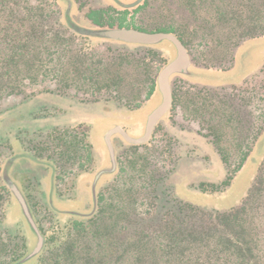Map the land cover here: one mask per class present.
Wrapping results in <instances>:
<instances>
[{
	"label": "rangeland",
	"instance_id": "rangeland-1",
	"mask_svg": "<svg viewBox=\"0 0 264 264\" xmlns=\"http://www.w3.org/2000/svg\"><path fill=\"white\" fill-rule=\"evenodd\" d=\"M137 1L0 0V93L13 82L22 93L0 95V233L24 241L19 261L37 246L5 174L22 191L42 235L46 233L42 256L25 264H47L45 256L70 233H108L114 227L109 217L121 211L120 217L152 211L150 224L134 218L126 235L156 226L157 217L166 211L161 205L168 189L184 203L230 211L241 206L264 164V37L232 50L224 38L243 27L258 26L259 21L232 22L245 12L242 0H143L126 8ZM71 25L96 31L170 33L181 38L190 59L189 74L170 79L172 107L149 142L131 145L113 136L117 169L99 180L95 211L94 179L112 167L105 134L119 126L132 138L144 135L149 115L162 103L158 77L177 51L167 41L157 46L126 44L82 35ZM42 30L47 36L41 35ZM21 59L31 66H23ZM61 65L66 78L58 86L53 71ZM39 66L36 84L27 78L20 84L23 75ZM154 84L155 94L145 100ZM44 88L49 93H40ZM208 145L228 158L231 174L242 156H249L223 193L204 194L193 188L225 177L219 160L210 168L202 162L208 158L200 147ZM19 155L8 169L10 159ZM168 169L171 173L163 181ZM155 187L157 193L151 194ZM129 261L126 256L119 264Z\"/></svg>",
	"mask_w": 264,
	"mask_h": 264
},
{
	"label": "trees",
	"instance_id": "trees-1",
	"mask_svg": "<svg viewBox=\"0 0 264 264\" xmlns=\"http://www.w3.org/2000/svg\"><path fill=\"white\" fill-rule=\"evenodd\" d=\"M241 6L245 8L243 16L235 17V20L239 21L232 22L240 23L254 19L259 21L260 25L247 28L241 26L243 28L239 29L240 32L238 30L233 34H226L224 38L230 42V50L238 48L248 40L264 37V0H242ZM41 35L45 37L47 32L42 30ZM178 39L182 42L181 38ZM24 47L25 43L21 45L22 49ZM154 54L155 57L161 58L159 54ZM21 60L23 66L30 65L24 59ZM163 61L162 58L160 63ZM41 69L39 66L37 70L30 71L29 75H23L20 84L26 78L29 84H36ZM53 78L57 85L61 86L66 78L62 65L53 71ZM15 84L13 82V86L9 85L0 95L15 93L20 96L22 93H19ZM155 86L156 84L151 85L145 100L155 94ZM45 92L49 93V89L44 88L40 93ZM34 95L30 94V96ZM234 110L238 114L235 107ZM246 148L250 149L248 146ZM219 155L226 167L228 158L221 153ZM248 157L247 154L242 156L234 173L227 171L228 177L220 186L212 183L198 187V190L205 194L225 192ZM163 173L164 181L169 177L171 170H165ZM255 178L241 206L238 205L227 212L209 211L184 203L177 198L174 191L168 189L167 193L163 194L167 201L164 198L161 205V209L166 211L157 217L156 226L140 229L135 236H132L134 233L131 236L126 235L127 233L124 232L133 225L134 218L143 225L150 224L153 220L152 211L147 212L146 215L130 212L120 217L123 214L121 211L117 216L112 214L109 217L113 220L114 227L109 229L108 233H70L55 247L52 254L45 256L46 262L49 260L47 264H119L128 256L131 258L128 264H264V164L261 165ZM0 191L2 192V187ZM157 191L155 187V191L150 193ZM137 193V191L133 192V194ZM2 207L3 204H0V212ZM145 216L149 218L144 219ZM94 228L101 229V227ZM18 238L13 240L11 236L7 237L6 234L0 233V264H13L24 256L25 243ZM15 240L18 241L16 245L13 243ZM106 245L109 246L108 249ZM120 247H124L123 250Z\"/></svg>",
	"mask_w": 264,
	"mask_h": 264
},
{
	"label": "water",
	"instance_id": "water-1",
	"mask_svg": "<svg viewBox=\"0 0 264 264\" xmlns=\"http://www.w3.org/2000/svg\"><path fill=\"white\" fill-rule=\"evenodd\" d=\"M142 1L143 0H138L134 4L126 6V8H134L138 6L139 4H141ZM71 27L82 35L100 37V38L110 39V40H114L118 42H123L126 44H132V45L157 46L167 41V42L172 43L177 51V57L175 58V60L171 62L170 64H168L161 71L158 77V90L162 96V103L157 109H155L149 115L147 119L144 135L140 138H132L128 135V133L123 128L119 126L114 127L113 129H111L105 134L104 141L108 149L112 167L110 170L100 171L94 179V182L92 185V197H93V204H94V211H95L97 208L96 188H97V184L99 180L101 179L102 176L107 175V174L108 175L112 174L117 169L115 151H114V147L112 144L113 136L119 135L128 144H131V145H143L149 142V140L151 139L153 135L156 125L169 112V110L172 107L173 94H172L170 79L173 75H177V74L178 75H188L189 67H190V59H189V55H188L187 49L184 46V44L175 35L170 34V33H148V32H143V31H139L135 29H127V28L96 31V30H88V29L79 28L75 25H71ZM22 156L35 163L44 164L29 155L24 154ZM19 157L20 155L13 159H10V161L7 164V168L9 169L14 163V161ZM4 180L11 188L12 194L15 197L16 201L18 202L21 208L22 214L26 222L28 223L30 230L37 237V246L34 249V251L31 252L24 259H22L21 261L17 263V264H25L41 254L44 248L45 241H44V237L42 233L40 232L34 220L29 204L25 196L23 195L22 191L20 190V188L17 186V184L13 183L9 179L8 174H5ZM53 192H54V169L52 173V187H51V192H50V204L51 205H53V201H52ZM68 214L72 216H79V217L85 216L83 214L73 213V212L68 213Z\"/></svg>",
	"mask_w": 264,
	"mask_h": 264
},
{
	"label": "crops",
	"instance_id": "crops-1",
	"mask_svg": "<svg viewBox=\"0 0 264 264\" xmlns=\"http://www.w3.org/2000/svg\"><path fill=\"white\" fill-rule=\"evenodd\" d=\"M244 81V80H243ZM242 81V82H243ZM206 147V146H205ZM204 146L201 148L200 147V149H201V151H203V154H204V156L206 157V158H208V160L206 161L205 159L204 160H202V162H204V163H209V165H207L206 167L207 168H210L212 165H213V163H214V161H220L221 162V165H222V167L225 169V177L223 178V180L222 181H224L225 180V178H226V176H227V169H226V167H225V165L223 164V162H222V160H221V157H220V155L215 151V149L212 147V146H210V145H208V147H206L205 148ZM240 172V171H239ZM238 172V173H239ZM237 173V174H238ZM222 181H218V182H212V181H208V180H205V182H201V183H213V184H218V183H220V182H222ZM253 183V182H252ZM193 185H195V186H193V188L195 189H197L198 190V188H197V186H198V184H193ZM205 194V193H204ZM208 194H211V193H208Z\"/></svg>",
	"mask_w": 264,
	"mask_h": 264
}]
</instances>
